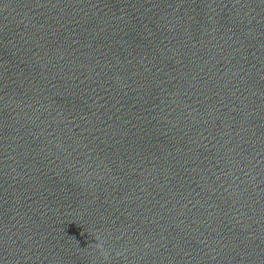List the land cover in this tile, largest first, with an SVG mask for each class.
I'll return each mask as SVG.
<instances>
[{
  "label": "clouds",
  "instance_id": "obj_1",
  "mask_svg": "<svg viewBox=\"0 0 264 264\" xmlns=\"http://www.w3.org/2000/svg\"><path fill=\"white\" fill-rule=\"evenodd\" d=\"M96 240L98 241L95 245H93L97 250L101 252V254L104 256V258L107 260L108 258V252L104 249V243L100 239L99 236L96 237Z\"/></svg>",
  "mask_w": 264,
  "mask_h": 264
}]
</instances>
